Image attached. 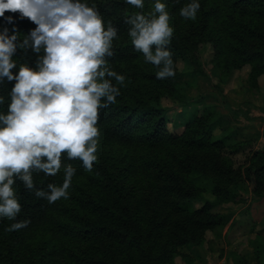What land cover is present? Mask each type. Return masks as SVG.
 Segmentation results:
<instances>
[{"label":"trees","instance_id":"16d2710c","mask_svg":"<svg viewBox=\"0 0 264 264\" xmlns=\"http://www.w3.org/2000/svg\"><path fill=\"white\" fill-rule=\"evenodd\" d=\"M154 2L144 0L145 14L154 10ZM161 2L168 4L174 29L165 50L173 53L176 71L174 77L163 80L156 78L160 68L146 63L127 35L130 25L124 20L141 10L125 0H87L117 28L114 56L106 59L126 78L123 86L118 85L121 95L100 111L101 135L93 171H85L79 160L62 158V166L77 168L69 199L49 205L35 196L36 190L48 191L49 183L61 185L63 169L56 177L34 172L36 185L31 192L17 181L22 205L17 221L30 219L31 224L7 232L5 228L16 221L0 220V264H177L178 257L184 264H197L190 250L205 248L207 233L223 238L227 222L219 206L230 209L241 203L249 184L258 200L264 201V148L253 151L245 165L237 167L232 154L243 150L244 141L230 131L215 138L227 114L199 99L194 119L171 127L168 116L170 106L192 102L189 88L194 84L182 85L179 78L206 75L201 50L208 45L220 82L247 67L251 88L261 90L264 0H199L195 21L179 16V8L190 0ZM35 27L18 13L0 17V32L7 29L9 35L16 34L18 44ZM13 59L18 67L35 68L37 55L30 48H18ZM13 83L0 85L5 99L0 112L7 111ZM249 210L225 234L226 243L243 226L246 232L241 234L255 232L253 223L247 224L246 218L252 217ZM250 244L255 261L264 264L263 231L255 233ZM229 255L233 264H248L239 251Z\"/></svg>","mask_w":264,"mask_h":264},{"label":"clouds","instance_id":"9594fccd","mask_svg":"<svg viewBox=\"0 0 264 264\" xmlns=\"http://www.w3.org/2000/svg\"><path fill=\"white\" fill-rule=\"evenodd\" d=\"M125 3L141 10L124 20L130 25L127 35L134 50L160 68L157 79L174 77L173 53L165 50L174 33L168 4L155 0L154 10L145 14L144 0ZM200 8L199 0H190L179 8V16L195 21ZM6 12L36 25L19 44L16 34L0 32V85L14 82L7 111L0 112V220L16 221L5 228L15 232L31 224L30 219L17 221L22 211L17 181L31 192L34 172L56 177L63 169L61 185L49 183L48 191L36 190L35 196L49 205L69 199L77 168L62 166V158L79 160L85 171H93L100 111L116 103L121 95L118 85L126 78L106 59L114 56L117 28L87 0H0V17ZM8 21L13 22L11 16ZM18 48H30L37 55L35 68L18 67L13 59Z\"/></svg>","mask_w":264,"mask_h":264},{"label":"rangeland","instance_id":"374dc122","mask_svg":"<svg viewBox=\"0 0 264 264\" xmlns=\"http://www.w3.org/2000/svg\"><path fill=\"white\" fill-rule=\"evenodd\" d=\"M211 51L209 45L201 50V62L206 75L196 76L188 73L189 75L179 78V82L182 85L186 84L185 82L194 84L190 88L188 87L189 92L192 94V102L185 107L170 106L168 113L170 126L176 127V124L181 125L188 120L194 119L197 112L196 101L199 99L215 104L220 112L228 115L223 121L222 129L216 132L215 138L221 137L222 131H230L233 137L244 141L246 145H244L243 150L232 154L236 166H244L250 154L255 150L262 149L261 143L264 142V138H262L264 137V117L263 119L252 120L251 118L254 116L250 115L254 110V112L258 111V114L263 113L260 115L264 116V111L258 110V106L254 104H263L262 107L264 108V84L260 91H254L245 75L248 71L247 67L242 71H235L233 76L227 79L225 83L220 82L219 70L210 63ZM230 108L232 109L231 111H229ZM252 141L257 143V148L250 143ZM208 197L212 199L210 195ZM198 205L200 204L197 203ZM217 210L226 214V226L233 215H236V217L245 216L246 210H249L252 213V217L246 218L247 224L253 223L255 227L259 225L261 231H264V201L258 200L257 196L252 193L251 184H249L247 192H244L241 203L232 205L230 209L219 206ZM244 227L240 229V233L246 232ZM251 234H241L246 238L229 245L225 239L221 243L216 242L218 239H215L212 233H207V246L205 248L193 247L190 252L197 264H233L229 255L231 251H239L246 259L247 257L252 258L251 263L247 259L248 264H258L255 261L254 253L248 251L249 248L253 249L251 244L247 242ZM219 254H222V256L219 257ZM176 262L177 264H184L181 257H178Z\"/></svg>","mask_w":264,"mask_h":264},{"label":"crops","instance_id":"0c3cea01","mask_svg":"<svg viewBox=\"0 0 264 264\" xmlns=\"http://www.w3.org/2000/svg\"><path fill=\"white\" fill-rule=\"evenodd\" d=\"M256 106H258L257 108H258V110H260V111H264V108L262 107L263 106V104H256V103H254ZM258 112V111H257ZM256 111L254 112V110L250 113V115H252V116H254V117H252L251 119L252 120H258V119H263V117L264 116H261L260 114H263V113H260V114H258ZM258 116H259V118H258ZM262 138H264V137H262ZM246 140H248V139H246ZM260 142V141H259ZM250 143H252V144H254L255 146H256V148H257V143L255 142V141H252V142H250ZM262 145V147L261 148H264V142L263 143H261ZM241 217L240 216H238V217H236V215H233V217H232V219L229 221V223L227 224V226H225V229H224V231H223V238H221V239H218L216 242H219V243H221V242H223L224 241V236H225V234H227L229 231H230V229H231V226H232V224L236 221V219L237 220H239ZM240 222H242V220H240ZM254 225V224H253ZM255 226V225H254ZM258 230H260L261 231V228L259 227V225H257L256 227H255V229H254V231L255 232H253L252 234H251V236L247 239V242L248 243H250V240L254 237V235H255V233H258V232H260V231H258ZM249 234V233H248ZM247 235V234H246ZM234 238L232 239V242L229 244V245H231V244H235V243H237V242H240V240H242L243 238H246V237H243V235H241V233L240 234H238V233H235L234 235ZM226 237V236H225ZM263 237H264V231H263ZM244 246H246V245H244ZM247 247V246H246ZM247 248H249V247H247ZM248 251L249 252H253V249L251 250L250 248L248 249ZM247 259H248V261L251 263L252 262V258L250 259L249 257H247Z\"/></svg>","mask_w":264,"mask_h":264}]
</instances>
